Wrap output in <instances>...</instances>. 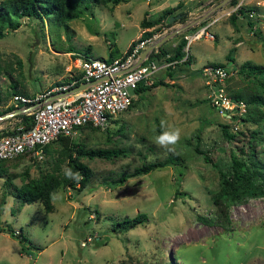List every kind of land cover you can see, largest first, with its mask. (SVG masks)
<instances>
[{
	"label": "rangeland",
	"instance_id": "obj_1",
	"mask_svg": "<svg viewBox=\"0 0 264 264\" xmlns=\"http://www.w3.org/2000/svg\"><path fill=\"white\" fill-rule=\"evenodd\" d=\"M165 1L172 0L90 2L65 24L48 17H20V24L0 37V103H15L14 93L31 96L73 76L76 55L107 60L111 48L123 53L145 28L139 23L142 17L157 16ZM218 1L197 0L201 7L173 27L196 19L192 28L182 30L190 32L216 18L207 26L213 39L202 35L192 40L186 49L190 61L177 62L154 77L163 84L131 91V104L106 126H81L59 136L47 143L41 157L27 152L0 161V225L27 238V249L21 251L16 237L0 231V264H264V195L212 200L219 189L218 169L229 173L232 153L254 173L256 183L264 177V102L242 99L245 112L240 117L221 115L209 103L208 87L199 74L203 64L223 63L229 70L223 81L229 95H264V73L238 69L246 61L264 69V0H240L254 10L252 20L246 12L222 14L232 7L228 1L209 11ZM182 31L159 45L168 55ZM20 122V116L10 115L0 119V128ZM220 124L227 125L231 138L222 134ZM177 128L181 139L174 151L155 143L162 132ZM73 142L127 152L110 158L80 155L90 176L83 187L70 188L65 184L67 148L61 143ZM170 154L180 157L178 164L114 185L104 182L142 161ZM50 173L60 182L49 210L39 200H17V187ZM176 187L180 194L174 197ZM138 212L147 216L143 223L117 228V220Z\"/></svg>",
	"mask_w": 264,
	"mask_h": 264
},
{
	"label": "built area",
	"instance_id": "obj_2",
	"mask_svg": "<svg viewBox=\"0 0 264 264\" xmlns=\"http://www.w3.org/2000/svg\"><path fill=\"white\" fill-rule=\"evenodd\" d=\"M240 5H242L240 0H236L231 9L222 11V14H229L231 10L236 12ZM253 11H246V16L250 20L255 15ZM214 20L216 18L193 31L181 32L182 38L185 40L182 49L185 51L179 60L169 59L167 53L150 56L151 52H157V47H154L139 63L131 66L136 60L138 52L146 44L155 41L175 26L173 23L167 25L163 22L149 36L134 39L133 44L123 52V56L106 60L103 57L76 55L80 71L78 79L55 83L52 87L35 92L31 96L14 93L12 100L19 107L32 105L22 112L29 115L31 124L28 127H24L22 124L17 125L12 129H5L6 132L0 134V161L27 152L41 157L44 153V146L60 135H71L78 127L88 124L97 127L106 126L115 114L130 105L133 96L131 91L138 83L149 85L154 77H157L158 72L168 67H174L177 62H182L192 40L202 35L205 38L213 39L214 36L210 31H207V26ZM253 25L251 23L250 26ZM199 74L208 87L209 103L221 115L233 118L240 117L245 112L244 101L233 98L225 89L223 81L229 74L225 65L203 64L199 68ZM92 79H97V81L81 90L48 98L52 93L73 86L74 82L78 84L81 81Z\"/></svg>",
	"mask_w": 264,
	"mask_h": 264
},
{
	"label": "trees",
	"instance_id": "obj_3",
	"mask_svg": "<svg viewBox=\"0 0 264 264\" xmlns=\"http://www.w3.org/2000/svg\"><path fill=\"white\" fill-rule=\"evenodd\" d=\"M106 0H0V37L6 32L7 29H14L20 24L19 18L22 16H33V17H48L51 20L61 22L65 24V22L73 17H76L81 12L82 8L88 6L90 2L99 3ZM112 2H117V0H111ZM236 0H228L229 4H233ZM180 3H176V5L172 7H168L162 9L160 13L153 17L152 19H147L146 17H142L139 21L142 27L148 28L153 26L154 24L159 22L163 24L165 22L167 25L173 23L174 21L184 22L186 12L185 11H174L178 8ZM248 10H253L252 8H248L244 5H240L236 11V13L244 16V13ZM178 15V17H175ZM173 16L174 18L171 21H168V18ZM251 24V21H248ZM159 24V25H160ZM154 27L152 29H144L138 37L144 38L149 36L155 30L159 28ZM193 25L188 26L187 28H192ZM134 40H132L126 50L133 44ZM111 44L112 41H111ZM185 44V40L181 37L179 41L173 48V51L170 55H168L169 59H180L184 55L183 46ZM118 50L111 48L108 52V60L114 56L124 54H117ZM116 53V55H115ZM167 51L163 49L161 46L157 47L156 53H150V56H158L159 54H165ZM86 55V54H84ZM190 61V57L186 54L183 62ZM218 63V62H215ZM224 65L223 63H218ZM169 68V67H168ZM239 70H247L250 73H264L263 67L260 65L250 63L248 61L243 62L238 67ZM170 74V73H169ZM63 81H70V78H64ZM56 83H60L62 81H55ZM157 83H164L161 79H157L156 82L153 80L149 85H143L141 82L133 89V93H137L143 91ZM77 84L76 82L73 85ZM233 98L243 99L246 103H263L264 95L262 94H250L248 97L242 98L241 94L235 93L230 95ZM131 104V103H130ZM14 106H7V110L10 111L14 109ZM2 113V112H0ZM15 115L20 116L21 121L24 127H28L30 122V117L26 113H17ZM84 126H92V125H84ZM221 132L225 137L231 138L232 134L227 131L226 124H220ZM6 132V130L0 128V134ZM62 135H60L61 137ZM59 137V136H58ZM264 139V138H263ZM64 148H67V167L74 173H79L82 179L78 182L69 178H65L66 185L70 188H80L83 187L90 176V168L81 162L78 157L80 155H86L87 157H103L110 158L118 155H125L126 150L123 147H89L85 148L80 143H71L70 146H67L64 143ZM47 145V144H46ZM44 146V151L46 148ZM194 150L196 152H201L198 149L197 145L194 146ZM23 155V154H20ZM205 158H208L206 155ZM180 157L177 154H170L163 159H154L148 161H142L139 165L134 166L132 170L127 172H121L115 179H110L104 181L108 185H114L116 183L121 182L128 176H134L142 173H146L154 168H159L164 165H175L180 161ZM2 161V160H1ZM230 165H229V173H225L218 169L219 173V189L216 193L212 195V200L215 203L218 196H221L229 201H241L246 198V196H262L264 195V177L261 178V181L256 183V177L253 172H250L246 165L238 159L233 153L230 155ZM215 166L216 164L213 163ZM60 182V178L57 174H46L42 178L38 180H31L27 183L22 184L21 186L16 188L15 196L20 203H28L35 200L41 201L43 207L47 210L51 208L50 198L52 193L55 191L56 187ZM177 181V185H178ZM174 197H177L180 194V191L177 187L174 190ZM147 219V216L144 212H138L131 217H123L120 220L116 221V226L120 230H125L129 227H132L136 224L143 223ZM0 231H7L10 235L16 237L20 243V250L23 251L27 246L25 242L27 240L26 236L21 232H15L9 225L2 226L0 225Z\"/></svg>",
	"mask_w": 264,
	"mask_h": 264
},
{
	"label": "water",
	"instance_id": "obj_4",
	"mask_svg": "<svg viewBox=\"0 0 264 264\" xmlns=\"http://www.w3.org/2000/svg\"><path fill=\"white\" fill-rule=\"evenodd\" d=\"M228 0H219L218 2H216L214 5L211 6V8L209 9L212 10V9H215L221 5H223L224 3H226ZM206 14V13H205ZM205 14L201 15L199 17V19H202L205 17ZM175 17H178V15H175ZM174 17L173 16H170L168 18V21H171ZM195 20H192L190 22H187V23H184L183 25L177 27V28H174L170 31H168L167 33H165L164 35H162L161 37L157 38L155 41L151 42V43H148L146 44L139 52H138V55L136 57V60L134 61V63L131 65V66H134L136 65L137 63H139L145 56L146 54L148 53V51H150L152 48L154 47H158L164 40H166L167 38L175 35L176 33L186 29V27L190 26L193 24V22H195ZM97 79H92L90 81H81L79 82L78 84L76 85H73V86H70L66 89H63L61 91H58V92H55V93H52L51 95L48 96V98H52L54 96H61V95H67V94H70V93H73V92H76L78 90H81L83 88H85L86 86H88L89 84H92L94 82H96ZM32 105H28V106H24V107H16L8 112H4V113H0V119H3L7 116H10V115H13L15 113H20V112H24L26 111L27 109H29Z\"/></svg>",
	"mask_w": 264,
	"mask_h": 264
},
{
	"label": "crops",
	"instance_id": "obj_5",
	"mask_svg": "<svg viewBox=\"0 0 264 264\" xmlns=\"http://www.w3.org/2000/svg\"><path fill=\"white\" fill-rule=\"evenodd\" d=\"M180 0H172V1H170V2H166V3H164L165 5H161L162 6V8H159L160 10H162V9H164V8H166V7H172V6H174V5H176V3H180L179 2ZM197 2V0H182V2L180 3V5H179V7L178 8H176L177 9V11H179L180 9L179 8H181V9H183V11H186V13L189 15L190 13H192L195 9H198L199 7H201V5H202V3H200V4H197L196 3ZM205 2V1H204ZM156 6H158V5H156ZM151 9H152V12H154L153 11V8H156L155 7V5H153V7H150ZM181 11V10H180ZM155 16V15H154ZM180 22L179 21H174L173 22V25H178ZM149 28V27H148ZM148 28H143V30L144 29H148ZM114 57H116V56H114ZM190 57H191V55H190ZM74 60H75V65H76V68H77V72L76 73H74L73 74V76L72 75H70L68 78H70V80H74V79H78L79 78V75H80V71H79V67H78V65H77V59L76 58H74ZM169 69V68H168ZM164 70H166V69H164ZM164 70H162V71H160V72H158L157 73V77H159L162 73H163V71ZM170 72H168L167 74H169ZM158 79H160V78H158ZM63 82H68V81H63ZM77 82H79V81H77ZM55 84V83H54ZM53 84V85H54ZM53 85H51L50 87H52ZM49 88V87H48ZM37 92V91H36ZM35 93V92H34ZM9 105H11V106H14L15 108L16 107H19V105L18 104H16V103H10V101H6V102H4V103H0V112H8V110L6 109L7 108V106H9ZM21 113V112H20ZM15 114H17V113H15ZM14 115V114H13ZM6 118V117H5ZM22 125H23V123L22 122H20ZM17 126V125H16ZM15 127V125H9L8 126V128H4V130L6 129H12V128H14ZM3 129V128H2Z\"/></svg>",
	"mask_w": 264,
	"mask_h": 264
},
{
	"label": "clouds",
	"instance_id": "obj_6",
	"mask_svg": "<svg viewBox=\"0 0 264 264\" xmlns=\"http://www.w3.org/2000/svg\"><path fill=\"white\" fill-rule=\"evenodd\" d=\"M147 71V70H145ZM164 121H161V126H164ZM181 139V131L180 129H174L170 131H164L159 136L155 138V143L166 149L167 151H174V146L180 141ZM65 175L67 178L79 181L82 179L79 173H74L70 169L65 171Z\"/></svg>",
	"mask_w": 264,
	"mask_h": 264
}]
</instances>
